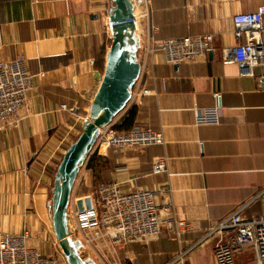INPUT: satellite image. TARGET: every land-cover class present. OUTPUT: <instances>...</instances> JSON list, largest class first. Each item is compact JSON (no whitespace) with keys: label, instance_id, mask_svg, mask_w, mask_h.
Returning <instances> with one entry per match:
<instances>
[{"label":"crops","instance_id":"obj_1","mask_svg":"<svg viewBox=\"0 0 264 264\" xmlns=\"http://www.w3.org/2000/svg\"><path fill=\"white\" fill-rule=\"evenodd\" d=\"M108 1L0 0V62L21 55L32 75L19 122L0 124V235L27 232L35 240L31 245L47 256L58 252L49 197L58 159L87 117L99 87L93 75H102L111 44ZM263 3L149 0L148 18H137L143 70L135 88L149 95L128 105L112 126L134 107L132 127L160 131L163 144L93 152L96 168L82 166L92 190L76 198H91L98 185L109 182L124 193L149 190L159 208L169 202L172 215L190 230L179 237L163 231L146 243L121 247L100 236L86 247L95 264H216L219 235L202 240L211 227L241 208L245 218L264 217V66L243 77L238 65L221 61L222 49L243 40L234 36L233 16ZM204 35L213 38L205 59L171 66L160 51L142 53L150 36L162 41ZM214 93L220 94L217 123L196 124L195 109L212 108ZM161 158L167 171L152 174V163ZM234 260L264 264L251 248Z\"/></svg>","mask_w":264,"mask_h":264},{"label":"built area","instance_id":"obj_2","mask_svg":"<svg viewBox=\"0 0 264 264\" xmlns=\"http://www.w3.org/2000/svg\"><path fill=\"white\" fill-rule=\"evenodd\" d=\"M133 5V23L137 30V18H148L149 0H130ZM264 3L256 11L240 13L232 18L235 38L243 39L234 47L221 50L224 64L234 63L240 75L251 76L253 69L264 66ZM109 24V23H108ZM109 32L110 25L108 26ZM155 30V28H152ZM162 52L166 63L176 66L182 63L205 59L213 51L211 35L186 36L154 41L147 38L142 53L148 55ZM143 70V68L141 69ZM32 75L23 56L17 55L9 62H0V124L13 126L19 122L18 114L26 106L32 88ZM149 95L144 88L132 90L130 104L140 97ZM220 94H213V107L195 109V123L212 125L217 123ZM62 109H66L64 105ZM72 111V110H71ZM163 144L160 131L146 125L134 126L125 131H117L112 124L100 131L93 152L101 149L119 151L123 149H143ZM166 161L161 158L152 163V174L165 173ZM91 199V208L78 211L76 201L70 200L68 215L72 223V236L84 245L91 246L93 239L105 236L114 247L148 242L161 232H169L174 237L190 230L187 222L172 215L168 202L159 208L155 194L149 190L135 189L124 193L117 183H101ZM238 209L230 216L211 227L203 241L219 235L213 246L216 264H235L234 256L245 248H251L259 261L264 258V217L245 218ZM87 231H94L88 236ZM227 233V238L223 234ZM29 233L21 235H0V264H61L55 256H47L30 247ZM81 238V239H80Z\"/></svg>","mask_w":264,"mask_h":264},{"label":"water","instance_id":"obj_3","mask_svg":"<svg viewBox=\"0 0 264 264\" xmlns=\"http://www.w3.org/2000/svg\"><path fill=\"white\" fill-rule=\"evenodd\" d=\"M133 10L130 0L108 1L111 44L102 75L97 72L93 75L99 87L79 135L64 151L55 171L51 188V227L67 264H95L83 243L72 238L68 206L79 171L93 151L100 131L125 111L141 74ZM76 207L78 211L90 209V197L77 200Z\"/></svg>","mask_w":264,"mask_h":264},{"label":"rangeland","instance_id":"obj_4","mask_svg":"<svg viewBox=\"0 0 264 264\" xmlns=\"http://www.w3.org/2000/svg\"><path fill=\"white\" fill-rule=\"evenodd\" d=\"M80 131L81 130H79V133H80ZM79 135V134H78ZM77 135V136H78ZM75 139H76V137H74ZM74 139V140H75ZM64 153V152H63ZM61 155H60V159H58V161L59 160H61ZM60 162V161H59ZM57 165V164H56ZM55 165V166H56ZM57 168V167H56ZM85 171H84V167H81V169H80V171H79V174H78V177H77V180H76V182H75V185H74V188H73V191H72V194H71V198H70V200H73L74 198H76V197H78L79 196V194L80 193H84V194H90V190H92L91 189V186H88V185H86V183H85ZM51 194L49 193V197H50V200H51ZM76 236H72V238H73V240H74V238H75ZM81 239V238H80ZM33 241H35L34 240V238H32V237H29V240H28V243H29V245H30V247H33L32 245H31V243L33 242ZM81 242H82V239L80 240ZM83 243V242H82ZM83 245H84V243H83ZM57 246V245H56ZM85 246V245H84ZM86 247V246H85ZM57 250H58V252L56 253V254H54L53 255V253H52V255L53 256H55L56 258H58V260H59V262L61 263V264H67V262L65 261V259H64V257H63V255H62V253H61V251H60V249L58 248V246H57ZM39 251V250H38ZM90 255V254H89ZM94 260V259H93ZM99 261V260H98Z\"/></svg>","mask_w":264,"mask_h":264},{"label":"trees","instance_id":"obj_5","mask_svg":"<svg viewBox=\"0 0 264 264\" xmlns=\"http://www.w3.org/2000/svg\"><path fill=\"white\" fill-rule=\"evenodd\" d=\"M135 117H136V109L134 107H129L124 113V115L121 117L120 123L118 125H115L114 128L117 131H125L132 128V126L134 125ZM86 162H87L86 165L87 168L93 169L94 167L96 168L97 166V159L93 153L88 156Z\"/></svg>","mask_w":264,"mask_h":264},{"label":"bare ground","instance_id":"obj_6","mask_svg":"<svg viewBox=\"0 0 264 264\" xmlns=\"http://www.w3.org/2000/svg\"><path fill=\"white\" fill-rule=\"evenodd\" d=\"M75 240V239H74Z\"/></svg>","mask_w":264,"mask_h":264}]
</instances>
